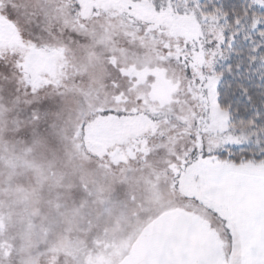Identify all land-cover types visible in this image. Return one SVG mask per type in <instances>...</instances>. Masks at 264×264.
Listing matches in <instances>:
<instances>
[{"label": "snow or ice", "instance_id": "1", "mask_svg": "<svg viewBox=\"0 0 264 264\" xmlns=\"http://www.w3.org/2000/svg\"><path fill=\"white\" fill-rule=\"evenodd\" d=\"M139 2L116 10L93 0H0V31L17 37L0 43V104L20 122L17 136L57 148L83 146L98 117L142 114L156 124L130 157L159 154L164 173L153 218L160 246L137 264H264V0H151L185 26L179 32L137 18ZM105 18L122 31L93 44L87 26ZM101 49L103 93L83 87ZM145 67L175 85L167 103L149 98L153 71L137 82Z\"/></svg>", "mask_w": 264, "mask_h": 264}, {"label": "rangeland", "instance_id": "2", "mask_svg": "<svg viewBox=\"0 0 264 264\" xmlns=\"http://www.w3.org/2000/svg\"><path fill=\"white\" fill-rule=\"evenodd\" d=\"M93 2L119 10L125 0ZM133 14L168 24L170 32L185 28L171 13H155L151 0H140ZM120 31L118 20L105 18L90 22L86 34L94 44ZM16 39L11 27L0 31V43L10 45ZM103 51L88 69L85 90L104 92ZM148 71L157 76L149 98L167 103L175 85L162 69L146 67L137 73L138 83ZM73 90L80 92L69 86ZM149 108L156 111L158 105ZM11 112L0 104V264H118L162 208L156 185L164 179L163 160L155 153L139 162L130 159L135 157L136 138L148 129L155 131L156 124L142 114L98 117L88 125L83 146L77 142L57 148L43 138L17 136L21 124ZM142 150L148 151L143 145Z\"/></svg>", "mask_w": 264, "mask_h": 264}, {"label": "water", "instance_id": "3", "mask_svg": "<svg viewBox=\"0 0 264 264\" xmlns=\"http://www.w3.org/2000/svg\"><path fill=\"white\" fill-rule=\"evenodd\" d=\"M169 216L172 213H168ZM157 220L152 222L138 237L135 245L131 248L130 253L125 256L118 264H137L138 261L144 259L145 256L150 254L155 255L160 246L159 240L153 233V225Z\"/></svg>", "mask_w": 264, "mask_h": 264}]
</instances>
